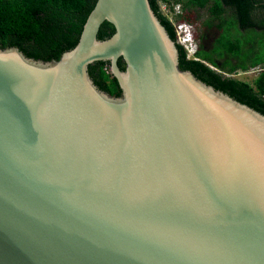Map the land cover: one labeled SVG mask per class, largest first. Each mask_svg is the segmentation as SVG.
Listing matches in <instances>:
<instances>
[{
    "label": "water",
    "instance_id": "1",
    "mask_svg": "<svg viewBox=\"0 0 264 264\" xmlns=\"http://www.w3.org/2000/svg\"><path fill=\"white\" fill-rule=\"evenodd\" d=\"M177 45L150 0H97L57 60L0 46V264H264V115Z\"/></svg>",
    "mask_w": 264,
    "mask_h": 264
},
{
    "label": "trees",
    "instance_id": "2",
    "mask_svg": "<svg viewBox=\"0 0 264 264\" xmlns=\"http://www.w3.org/2000/svg\"><path fill=\"white\" fill-rule=\"evenodd\" d=\"M97 0H0V46L17 47L26 56L49 61L75 47L82 28ZM180 5L183 14L176 18L191 25L200 23V39L213 34L209 52L197 49L198 61L187 59L180 45L182 70L191 71L198 79L220 90L238 102L264 115V72L252 82L226 78L238 70L264 68V0H170ZM154 12L172 40L177 41L175 28L164 17L156 0H150ZM192 26V25H191ZM114 33L105 22L98 33L106 40ZM200 49V50H199ZM210 66L219 70L213 71ZM107 62L89 67V75L103 91L120 96L116 80L104 68ZM120 69L124 63L119 60ZM222 72V73H220Z\"/></svg>",
    "mask_w": 264,
    "mask_h": 264
},
{
    "label": "built area",
    "instance_id": "3",
    "mask_svg": "<svg viewBox=\"0 0 264 264\" xmlns=\"http://www.w3.org/2000/svg\"><path fill=\"white\" fill-rule=\"evenodd\" d=\"M160 13L168 19L175 28L177 41L176 43L183 47L187 59H192L198 61L199 59L196 57V45L194 42V35H193V27L185 22H180L176 20L179 16L183 14V10L180 5L173 4L170 0H156ZM211 68V67H210ZM104 71L110 75L109 67L106 66ZM219 72V71H217ZM264 72V68L256 67L251 68L245 71L238 70L232 74L222 73L226 78L236 79L239 81H245L244 79H239L238 77L241 76H250L254 75V77L259 76L261 73ZM111 76V75H110Z\"/></svg>",
    "mask_w": 264,
    "mask_h": 264
},
{
    "label": "rangeland",
    "instance_id": "4",
    "mask_svg": "<svg viewBox=\"0 0 264 264\" xmlns=\"http://www.w3.org/2000/svg\"><path fill=\"white\" fill-rule=\"evenodd\" d=\"M189 22L192 27H193V35H194V42L196 45V49L200 48V45L202 46V50H204L203 52H209L210 51V46L213 42V34H208L206 35V37L204 39H200V23L194 21V19L191 18V20L187 21ZM200 50V49H199ZM205 64H207V66L211 67V69L213 71H219L217 68L212 67L209 65V63L206 61ZM239 79H244L247 82H252V80L256 77H254V75H250V76H241L238 77Z\"/></svg>",
    "mask_w": 264,
    "mask_h": 264
}]
</instances>
